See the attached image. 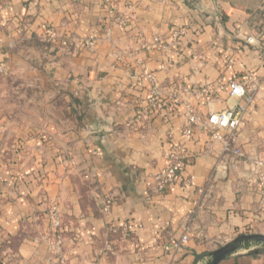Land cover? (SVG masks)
<instances>
[{"label":"crops","instance_id":"obj_1","mask_svg":"<svg viewBox=\"0 0 264 264\" xmlns=\"http://www.w3.org/2000/svg\"><path fill=\"white\" fill-rule=\"evenodd\" d=\"M114 3L126 26L104 0H0V82L23 76L66 111L42 126L0 113V264H57L40 238L53 201L68 264H204L239 235L264 234L254 163L264 161V0ZM178 27L180 46L168 45ZM249 74L252 100L230 95ZM239 105L241 156L206 125L183 135L188 107L205 116ZM174 143L186 164L161 192L154 176ZM218 264H264V252Z\"/></svg>","mask_w":264,"mask_h":264},{"label":"built area","instance_id":"obj_2","mask_svg":"<svg viewBox=\"0 0 264 264\" xmlns=\"http://www.w3.org/2000/svg\"><path fill=\"white\" fill-rule=\"evenodd\" d=\"M108 4V14L110 19L119 26H126L128 23V15L125 12L119 11L114 3V0H104ZM186 27H178L174 29L171 34V42L168 45L178 47L181 44V37L185 34ZM46 40L54 37L55 30L52 27H48L45 30ZM249 42L253 41L252 37L248 38ZM156 43H161L159 38L155 39ZM93 43V37L87 42V44ZM6 71L5 64L0 63V76L4 75ZM230 95L238 98H246L248 102L252 100L253 91L256 89L255 77L249 74L244 79H233L229 83ZM183 91H189L184 87ZM203 94L210 93V88L206 87L202 90ZM245 107L239 105L237 108H227L223 111H215L202 115L195 107H188L186 114V120L182 128V133L185 136H191L193 129L196 125H206L214 131V138L224 142V150L232 151L236 155L241 156L242 151L239 147L235 146L236 133L240 125L242 124V115ZM229 131V135L224 136L218 131ZM217 131V132H216ZM254 163L257 168H264V161L255 159ZM186 164V152L182 145L171 144L166 151V165L165 167L155 174L154 187L158 191H165L171 183L175 180L177 174L185 167ZM46 216L48 219V228L41 240H44L51 252L57 259V264L67 263V251L65 245V239L63 236V218L59 209V204L56 201L50 202L46 209ZM188 230V227L187 229ZM189 240L188 232L185 231L180 238L173 243V247L182 248Z\"/></svg>","mask_w":264,"mask_h":264},{"label":"rangeland","instance_id":"obj_3","mask_svg":"<svg viewBox=\"0 0 264 264\" xmlns=\"http://www.w3.org/2000/svg\"><path fill=\"white\" fill-rule=\"evenodd\" d=\"M30 83L23 76L7 77L0 82V113L13 115V119L9 118L13 125L27 121L38 123L41 119L42 126L53 118L49 113H66L63 105L47 100L42 87ZM33 113L37 116L32 118Z\"/></svg>","mask_w":264,"mask_h":264},{"label":"water","instance_id":"obj_4","mask_svg":"<svg viewBox=\"0 0 264 264\" xmlns=\"http://www.w3.org/2000/svg\"><path fill=\"white\" fill-rule=\"evenodd\" d=\"M240 251L264 252V234L250 233L239 235L211 252L204 264H218L221 260Z\"/></svg>","mask_w":264,"mask_h":264}]
</instances>
